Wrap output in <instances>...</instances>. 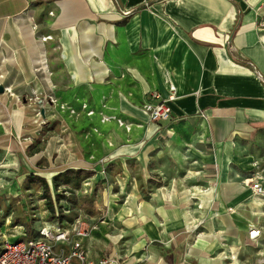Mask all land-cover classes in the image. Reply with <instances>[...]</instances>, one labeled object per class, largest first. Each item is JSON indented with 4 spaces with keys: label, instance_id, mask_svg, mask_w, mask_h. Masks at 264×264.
<instances>
[{
    "label": "crops",
    "instance_id": "crops-1",
    "mask_svg": "<svg viewBox=\"0 0 264 264\" xmlns=\"http://www.w3.org/2000/svg\"><path fill=\"white\" fill-rule=\"evenodd\" d=\"M262 21L264 0H0V85L32 95L57 75L106 82V106L117 103L109 114L132 122L130 144L111 159L137 157L144 176L159 183L149 202L112 209L110 221L172 249L180 240L169 232L180 230L186 256L198 264H263L254 250L259 239L248 235L252 225L264 226V212L254 210L264 202L251 189L259 178L264 186ZM39 64L47 71L37 72ZM94 95L102 101L99 89ZM162 101L171 119L151 122L141 107ZM242 208L252 209L249 218ZM208 219L218 233L189 234ZM106 225L83 239L88 260L137 264L113 252L129 231L110 236ZM169 248L156 264L172 263Z\"/></svg>",
    "mask_w": 264,
    "mask_h": 264
},
{
    "label": "rangeland",
    "instance_id": "rangeland-1",
    "mask_svg": "<svg viewBox=\"0 0 264 264\" xmlns=\"http://www.w3.org/2000/svg\"><path fill=\"white\" fill-rule=\"evenodd\" d=\"M41 67L36 66L37 72H45ZM53 80L54 84L46 85L43 93L35 91L32 95L30 91L11 95L5 91L6 86L0 85L3 87L0 93V248L6 240L17 241L20 238L17 233H27L28 226L29 236L35 238L45 225L61 227L80 218L85 226L98 229L108 223L110 236L117 229L129 231L119 232L122 236L114 241L113 252L128 253L129 257L143 259L147 264L163 262L168 244L146 243L150 239L144 236L146 241L143 240L133 227L117 219L110 221L112 209L135 206L137 200L149 202L159 184L153 173L149 179L144 176L145 167L137 157L125 160V165L111 159L116 147L130 144L127 141L131 138L132 122L122 115L109 114L108 107L117 103L106 106V82L98 86L95 81L76 83L65 81L59 75ZM97 89L102 101L94 95ZM120 121L130 130L121 126ZM71 168L95 173L92 177L64 178L62 173ZM29 172L44 177L47 185L25 179ZM46 188L55 213L48 208ZM242 209L244 217L249 218L252 209ZM254 210L264 212V208ZM211 223L208 219L188 232L194 238L201 232L218 233L219 226ZM260 224H264V215L260 217ZM179 231L169 232V238L181 242L185 233ZM229 231L234 234V230ZM258 239L254 250L258 258L264 259V233ZM180 242L176 248H169L171 258L174 255L169 264H185L188 258L192 259L189 264H198L194 257L186 256L187 245ZM211 247L212 255L218 252L217 243L213 242ZM154 254L159 260L153 261Z\"/></svg>",
    "mask_w": 264,
    "mask_h": 264
},
{
    "label": "built area",
    "instance_id": "built-area-1",
    "mask_svg": "<svg viewBox=\"0 0 264 264\" xmlns=\"http://www.w3.org/2000/svg\"><path fill=\"white\" fill-rule=\"evenodd\" d=\"M128 14L129 12H124V15ZM49 39H52V36L43 37V41ZM2 77L0 75V78ZM141 109L147 111L151 122L158 123L171 119L172 108L168 101L145 104ZM126 128L130 130L129 126ZM260 179L251 180L252 198L264 202V186ZM248 181L250 180H246L247 183H249ZM93 229L95 227L85 226L78 218L72 222H65L61 227L45 225L40 228L38 237L35 238L27 237L26 233L19 232L17 234L20 235V238L17 241L6 240L2 243L0 264H74L75 260L79 264H126L110 256L97 262L88 260V252L83 245V239L89 237ZM263 233L264 226L252 225L249 228V237L252 240H257ZM137 261V264H141L144 260L138 259Z\"/></svg>",
    "mask_w": 264,
    "mask_h": 264
},
{
    "label": "trees",
    "instance_id": "trees-1",
    "mask_svg": "<svg viewBox=\"0 0 264 264\" xmlns=\"http://www.w3.org/2000/svg\"><path fill=\"white\" fill-rule=\"evenodd\" d=\"M235 30L233 31V33H235ZM94 171L93 170H86L83 168H71V169H67L66 171H64L63 177L64 178H69V177H75V178H79L81 176H86V177H92L94 175ZM30 180L31 182H38V183H42L43 185H47L46 179L44 177H41L39 175L33 174V173H27L25 179ZM45 198L47 199V204H48V208H50V210L52 211V213H55V205L52 201L51 195H50V191L48 190V188H46L45 190ZM30 233V226H28L27 228V237L29 236Z\"/></svg>",
    "mask_w": 264,
    "mask_h": 264
},
{
    "label": "bare ground",
    "instance_id": "bare-ground-1",
    "mask_svg": "<svg viewBox=\"0 0 264 264\" xmlns=\"http://www.w3.org/2000/svg\"><path fill=\"white\" fill-rule=\"evenodd\" d=\"M41 40H43V37L41 38ZM42 68H44L45 70H46V65H44ZM47 71V70H46ZM5 91H11V88H9V87H6L5 88ZM120 125H123V123H119Z\"/></svg>",
    "mask_w": 264,
    "mask_h": 264
},
{
    "label": "water",
    "instance_id": "water-1",
    "mask_svg": "<svg viewBox=\"0 0 264 264\" xmlns=\"http://www.w3.org/2000/svg\"><path fill=\"white\" fill-rule=\"evenodd\" d=\"M2 92H3V87L1 86V87H0V93H2Z\"/></svg>",
    "mask_w": 264,
    "mask_h": 264
}]
</instances>
